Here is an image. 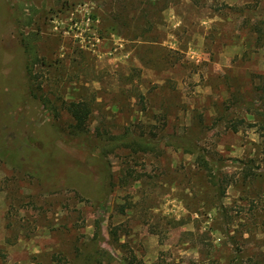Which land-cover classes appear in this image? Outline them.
I'll return each mask as SVG.
<instances>
[{"label":"rangeland","instance_id":"374dc122","mask_svg":"<svg viewBox=\"0 0 264 264\" xmlns=\"http://www.w3.org/2000/svg\"><path fill=\"white\" fill-rule=\"evenodd\" d=\"M263 85L264 0H0V264H264Z\"/></svg>","mask_w":264,"mask_h":264},{"label":"trees","instance_id":"16d2710c","mask_svg":"<svg viewBox=\"0 0 264 264\" xmlns=\"http://www.w3.org/2000/svg\"><path fill=\"white\" fill-rule=\"evenodd\" d=\"M33 32V31H31ZM23 44H24V52L26 54L25 56V71L27 74V79L29 81V92L30 95L34 98H38L40 100V103L50 110L52 112V116L57 117L61 110L65 111L69 115V121L65 125L66 132L70 136H79L84 135L88 132V125L87 121L90 116L91 112V106L89 101L85 99H77V100H68V101H61V105H57L53 100H51L49 97L43 94H37L36 89L38 87L35 86V73H33V66L36 61V52L34 45L31 44L29 41H25V37L22 38ZM264 90V85H263ZM233 130H236V126L232 125ZM141 140H138L134 136H127L123 135L115 141L116 144H122L124 146L130 145L131 147L134 146V149L136 147L141 149H149L151 147L150 142L141 136ZM111 142L109 139L108 143ZM2 154V158L4 157L7 161L15 163L14 160L17 157V153L15 151L10 150H3L0 152ZM207 166V165H206ZM204 169H208V175L211 180V182L217 186L218 189L221 188V182L219 181L218 175L216 172L210 171V167H205ZM251 172L246 171L245 176H249ZM161 264H168V263H161ZM213 264H220L214 262Z\"/></svg>","mask_w":264,"mask_h":264}]
</instances>
